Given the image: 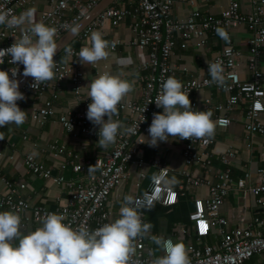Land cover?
Returning <instances> with one entry per match:
<instances>
[{"label": "built area", "instance_id": "built-area-1", "mask_svg": "<svg viewBox=\"0 0 264 264\" xmlns=\"http://www.w3.org/2000/svg\"><path fill=\"white\" fill-rule=\"evenodd\" d=\"M48 7L41 12L39 21L46 25L54 26L57 29L56 39H59L65 32L74 26L89 10H91L101 0H46ZM131 9L110 5L104 9L91 23H89L79 34L84 46H90V35L93 31L100 32L105 24L109 28L117 27L126 16L131 18V28L133 33L132 44L140 49L147 50L146 59L141 63L140 69L145 72L143 85L141 88V98L139 101H127L119 104L118 116L121 111H127L129 118L127 126L138 125V130L132 135H121L118 133L116 142L112 144L109 154L95 164L99 171L89 174L86 178L65 181L63 177L56 178L58 183H63L68 191V197L63 206L53 211L44 206H31L25 199L17 195V190L13 184L2 178L5 191L0 192V208L18 213L30 211L32 221L40 223L41 218L48 213L65 215V224L73 228L86 227L94 230L105 223H110V212L107 209L110 193L114 188L124 182L128 176L129 164L138 167L147 165L141 158L143 146L148 135V128L151 124L153 114L162 112V108H157L154 100L160 92L161 83L168 77H175L181 81L183 91L188 96L195 91L204 88H213L216 91L226 94L223 103L208 107L209 100H205L206 107L201 109L196 101H192L193 109L197 111H211V119L216 127L226 128L230 124L229 111L239 105L244 104V131L246 136L252 134L264 135V120L261 115L264 112V71L259 67L261 48L264 46V0H248L251 10L245 13L240 10L238 1L232 0L228 6L221 11L218 16H208L195 10L185 19H175L172 17V6L174 0H128ZM34 0H0V10H10L14 14H20L27 10ZM245 25L250 37L248 39V49L245 58V67L249 72L248 79H242L237 71L241 64V52L235 46L231 31ZM217 27L223 28L230 37V42L223 40L222 49L208 63H221L224 69L226 83L218 86L209 83L210 75L207 72L204 76L194 78H181L176 72L175 66L170 61L175 46V37L183 39L181 47H186V42L192 38H197L200 45H203L209 35H213ZM109 42L108 51H114L119 42L106 39ZM18 29H10L0 26V48L11 46L15 39L20 38ZM81 47V48H82ZM73 53L78 50L71 48ZM64 51V50H63ZM64 55L66 56L65 52ZM75 56V55H72ZM10 57L4 58V71H8L11 78L10 69H18L16 79L22 74L23 65L9 64ZM56 67L54 69L55 78L47 85L41 84L35 89L30 85L32 78L19 89L24 94V99L28 94L40 96L52 90L59 92L63 83L71 84V91L84 103V108L77 112L66 110L59 114L58 121L65 131L80 134L98 139L97 130L87 118V105L90 102L88 97H80V81L83 72L75 65L54 57ZM23 99V100H24ZM22 100L17 101L20 108ZM152 101L151 103H149ZM51 103L45 102V106L39 108L34 113L33 119L38 124L52 116ZM0 128V132H1ZM213 139H184L182 147V159L184 165L189 168L198 166L202 168V176H194L186 169L179 173L180 179L176 186H165L154 177L166 175L171 171L157 161H152L153 166L158 167V172L150 179V183L145 191L160 192L161 199L156 204L163 206L171 205L177 198L178 192L184 194L189 188L204 187L207 189L205 198H195L193 210L189 213L188 219L191 223L194 237L197 240L196 246H187L190 264H244L253 256H264V219L259 227L251 224L247 227H235L231 230L225 229L228 221L219 213L220 206L232 188L230 160L234 158V152L228 149L219 156V161L224 168L220 171H212V156L208 151ZM52 149L61 151L55 146ZM30 156L32 157L30 159ZM68 161L74 172H85L87 164H75L71 154H68ZM24 164L29 171L34 174L50 175V169L44 168L37 163L35 158L27 154ZM141 178L144 173H140ZM245 179L250 178V173H245ZM24 185H20L23 189ZM244 193L251 194L258 199L259 206L264 211V166L257 170V181L255 184H244L240 188ZM144 191V192H145ZM143 192V193H144ZM141 193L140 195H142ZM136 195V196H140ZM146 211L142 210L141 215L146 222ZM216 231L219 240L216 244H202L203 238ZM136 253L133 257L140 264H150L154 259L151 249L146 246L145 238H138L135 241ZM163 255V252L161 253ZM264 264V261H263Z\"/></svg>", "mask_w": 264, "mask_h": 264}, {"label": "crops", "instance_id": "crops-1", "mask_svg": "<svg viewBox=\"0 0 264 264\" xmlns=\"http://www.w3.org/2000/svg\"><path fill=\"white\" fill-rule=\"evenodd\" d=\"M232 0H174L172 6V17L175 19H185L191 12L198 10L204 15L218 16ZM238 1L240 10L248 13L251 4L248 0ZM111 5H116L131 9L128 0H118ZM46 0H34L28 9H35L34 19L39 21L41 12L47 9ZM19 15V14H18ZM105 24L102 28L106 39L119 42L114 51H109V57L95 65L81 64L76 56L66 57L65 51H61L57 56L70 64L77 66L83 76L80 81V97H87L86 86L91 79L102 73L118 75L121 79L134 82V88L120 104L127 101H139L141 98V88L145 72L140 69L141 63L146 59L147 50L140 49L131 42L133 33L131 28V18L126 16L124 20L115 28H109ZM235 46L241 52L240 65L237 71L242 79L249 78V72L245 67V58L248 49V39L250 32L247 26L242 25L231 31ZM183 39L175 37V46L169 61L175 66L176 72L181 78H194L204 76L207 72L208 63L222 49L223 40L214 33L209 35L203 45H200L197 38H192L186 42V47H181ZM83 42L79 35L67 47L80 50ZM259 67L264 71V46L261 48ZM4 70V66L0 67ZM226 94L216 91L213 88H204L192 92L189 95L190 101H196L201 109H205V100H209L208 107L223 103ZM45 102L51 103L52 116L48 117L43 124L34 121L33 116L37 109L45 106ZM78 103V104H77ZM77 104V105H76ZM76 105V106H74ZM74 106V107H73ZM244 104L233 107L228 116L230 124L226 128H215L213 143L208 151L212 156V171L217 172L224 168L219 161V156L228 149L233 150L234 158L230 160L231 177L233 180L232 188L220 206L219 213L228 221L225 229L231 230L237 226L247 227L252 225L259 227L264 219V211L258 204V199L251 194L244 193L240 188L244 184H255L257 181V170L264 166V135L252 134L245 135L244 131ZM84 108V103L71 91V84L65 82L61 85L59 92L48 90L44 94L37 96L28 94L20 103V109L27 113V118L23 125H8L1 129L4 139L0 140V192L5 191L2 178L10 181L17 190V195L25 199L31 206H44L50 210H57L63 206L68 197V191L63 183H58L56 178L59 176L67 180H77L86 178L88 168L93 165L99 171L96 161L104 159L110 152L112 144L106 149L97 147V140L89 136L74 134L64 130L58 121L60 113L69 110L72 112L80 111ZM128 112L121 111L120 120L125 126L128 124ZM264 120V112L261 115ZM107 119V117H105ZM115 120V119H114ZM98 127V126H95ZM148 135L146 136V138ZM145 138V141H146ZM147 142V141H146ZM184 139L170 138L167 142H158L155 147H150L147 143L143 146L141 158L148 163L142 167L129 164L128 178L112 190L110 193L107 209L110 212V222L119 215V208L125 195H140L145 191L150 183V179L157 174L158 167L151 164L157 161L160 166L168 168L171 173L168 178L175 177L180 179L179 173L188 169L194 176H202V168L191 166L187 168L182 159V147ZM52 146L62 149L56 153ZM36 153L35 156L32 154ZM27 154L32 155L38 164L50 169V175L34 174L27 169L24 158ZM71 154L75 164H87L85 172H74L69 165ZM144 173V177L139 176ZM250 173V178L245 179V173ZM177 182L173 185L176 186ZM20 185H24L20 189ZM207 189L204 187L189 188L184 194L178 192L177 198L169 206L156 204L151 210L146 211V222L152 225L150 233L152 235H162L171 238L173 242H183L187 248L192 244L196 246L197 240L194 237L191 223L188 219L189 213L193 210L195 198H205ZM0 211H8L0 208ZM20 216V231L27 234L41 226V223L32 221L30 211L18 213ZM219 236L216 231L203 238L202 244H216ZM146 246L151 249L153 257L161 256L162 251L147 237ZM264 256H253L244 264H263Z\"/></svg>", "mask_w": 264, "mask_h": 264}, {"label": "clouds", "instance_id": "clouds-1", "mask_svg": "<svg viewBox=\"0 0 264 264\" xmlns=\"http://www.w3.org/2000/svg\"><path fill=\"white\" fill-rule=\"evenodd\" d=\"M34 14L35 9L31 8L19 15L10 10H0V26L18 29L21 33L11 46L0 48V64L4 63L5 57H10L9 64L23 65L22 76L32 78L30 86L33 89L41 84L47 85L55 78L57 61L54 56L61 50L56 39L57 29L42 21L36 22ZM71 31L77 33L78 27H73ZM215 32L222 40L230 42L229 34L223 28L217 27ZM108 49L109 42L100 32L93 31L90 46L80 48L75 54L70 47L64 48V51L66 57H78L81 64L95 65L108 59ZM10 71L11 78L8 71L0 70V128L11 124L21 126L27 118V113L17 104V101L24 99V94L19 90V81L15 78L18 69L14 67ZM208 73L211 78L209 83L225 85L221 63L208 64ZM83 87H86L90 100L86 118L98 126L97 147L108 148L116 142L118 133L132 135L137 132L138 125L125 126L120 120L113 119L118 116L117 106L133 91L134 82L121 79L118 75L102 73ZM182 89L181 81L175 77L170 76L161 83L154 102L163 111L153 114L148 137H145L147 142L142 143L155 147L158 142H167L170 138L193 141L214 136L216 124L211 119L213 113L193 109L188 93ZM3 139V134H0V140ZM95 171L96 168L90 165L88 173ZM153 179L165 186L177 182L175 177L169 179L166 175ZM160 199V192L125 195L118 217L94 230L73 228L63 223L65 215L48 213L41 218L40 227L24 234L20 231L21 220L16 212L0 211V264H140L133 258L136 253L135 241L145 237L163 252L150 264H190L189 250L183 242L152 235V225L142 219V210L153 209Z\"/></svg>", "mask_w": 264, "mask_h": 264}, {"label": "water", "instance_id": "water-1", "mask_svg": "<svg viewBox=\"0 0 264 264\" xmlns=\"http://www.w3.org/2000/svg\"><path fill=\"white\" fill-rule=\"evenodd\" d=\"M118 0H101L91 10H89L73 27H78V32L73 34L70 28L59 39L58 44L61 46V50H58L54 57H56L64 48L69 46L73 40L77 38L80 32L91 23L104 9L110 6L113 2ZM30 77H23L22 74L17 78L19 81V89L28 81Z\"/></svg>", "mask_w": 264, "mask_h": 264}]
</instances>
